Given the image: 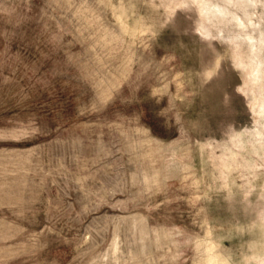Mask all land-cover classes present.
<instances>
[{
    "label": "rangeland",
    "instance_id": "obj_1",
    "mask_svg": "<svg viewBox=\"0 0 264 264\" xmlns=\"http://www.w3.org/2000/svg\"><path fill=\"white\" fill-rule=\"evenodd\" d=\"M0 264H264V0H0Z\"/></svg>",
    "mask_w": 264,
    "mask_h": 264
}]
</instances>
